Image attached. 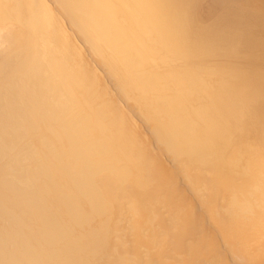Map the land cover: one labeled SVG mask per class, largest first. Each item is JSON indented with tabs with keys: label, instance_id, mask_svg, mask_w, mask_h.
Here are the masks:
<instances>
[{
	"label": "bare ground",
	"instance_id": "6f19581e",
	"mask_svg": "<svg viewBox=\"0 0 264 264\" xmlns=\"http://www.w3.org/2000/svg\"><path fill=\"white\" fill-rule=\"evenodd\" d=\"M56 2L205 186L211 222L47 2L0 0V30L16 24L21 47L0 98V264H264V76L209 63L247 37L197 29L188 0Z\"/></svg>",
	"mask_w": 264,
	"mask_h": 264
},
{
	"label": "rangeland",
	"instance_id": "374dc122",
	"mask_svg": "<svg viewBox=\"0 0 264 264\" xmlns=\"http://www.w3.org/2000/svg\"><path fill=\"white\" fill-rule=\"evenodd\" d=\"M45 1L62 20L67 34L72 38L73 43L75 42L74 45L79 48L88 65L94 69L101 84L110 94L109 96L113 97V99L116 98L117 104L121 105L120 107L128 112L134 123L137 122L135 125L138 126L139 131L142 129L141 131L145 140H151L150 149L152 152L158 155L159 158L161 157L160 159L166 167L178 177H176L177 185L192 199L195 213L198 216H204L206 220L203 223L205 225L210 223L211 221L204 207V201L207 199L205 186H201L199 190L195 189L194 185H190L185 177L183 163L180 159L174 158L163 144L154 139L152 131L148 128L149 122L141 119L142 117L138 110H135L136 104L134 101L120 97L122 95L116 86L114 77L111 76L108 69L102 64L100 57L90 49L88 42L72 27L60 5L56 0ZM188 2L192 7L193 20L197 29L205 31L208 35L211 33H228L236 30L247 37L244 43L234 44L235 51L217 43L215 47L217 50L214 49L211 53V58L209 57L210 64L211 62L220 64L230 63L234 66L246 67L245 69L248 73H257L264 76V54H262V52L264 53V0H188ZM16 27V24H11L0 30V98L3 94L6 95L15 89V82L18 80L20 72L18 64L21 60V47H19V39L14 33ZM249 52L251 53L249 54ZM254 59L259 63L257 69H252L250 66L255 62ZM256 132L252 131L251 135H254ZM196 170L193 169L189 173L195 175L197 173ZM199 195L201 196L199 197ZM3 223L4 220L0 219V225ZM224 254L228 264H235L234 260L230 257L231 253Z\"/></svg>",
	"mask_w": 264,
	"mask_h": 264
}]
</instances>
